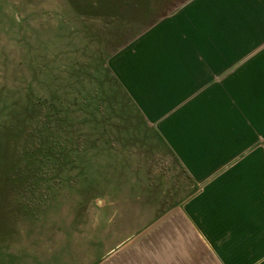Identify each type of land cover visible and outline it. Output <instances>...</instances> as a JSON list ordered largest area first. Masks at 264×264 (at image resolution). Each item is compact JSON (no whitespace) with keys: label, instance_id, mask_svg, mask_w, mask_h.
I'll return each mask as SVG.
<instances>
[{"label":"rangeland","instance_id":"rangeland-1","mask_svg":"<svg viewBox=\"0 0 264 264\" xmlns=\"http://www.w3.org/2000/svg\"><path fill=\"white\" fill-rule=\"evenodd\" d=\"M188 1L0 0V264H94L116 213L194 192L110 66Z\"/></svg>","mask_w":264,"mask_h":264},{"label":"crops","instance_id":"crops-1","mask_svg":"<svg viewBox=\"0 0 264 264\" xmlns=\"http://www.w3.org/2000/svg\"><path fill=\"white\" fill-rule=\"evenodd\" d=\"M110 66L194 192L116 213L94 264H264V0H189Z\"/></svg>","mask_w":264,"mask_h":264}]
</instances>
